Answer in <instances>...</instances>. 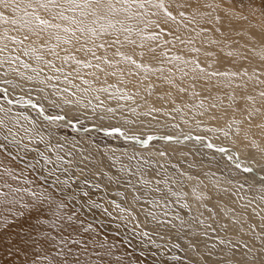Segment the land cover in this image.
I'll return each mask as SVG.
<instances>
[{
    "label": "rangeland",
    "instance_id": "obj_1",
    "mask_svg": "<svg viewBox=\"0 0 264 264\" xmlns=\"http://www.w3.org/2000/svg\"><path fill=\"white\" fill-rule=\"evenodd\" d=\"M192 2L195 4V0ZM200 11V23L178 33L190 39L191 44L183 46L174 41L167 46L165 56H161L164 46L155 53L157 59L151 63L154 67H163V73L149 74L146 80L125 77L131 83L117 85L133 95L132 100H120V104L135 108L137 113L159 109L140 116L143 125L139 122L136 126L125 125L119 112L116 118L101 120L98 116L104 114L103 110L94 114L92 107L87 106L90 99L83 98L78 107L75 102L66 104L64 101L70 98L65 93L54 95L53 89L38 81H29L23 88L17 86L15 91L9 89V96L15 99L14 96L28 95L36 104L46 107L45 114L52 116L63 111L80 127L91 123L119 126L142 139L152 133L203 129V134L216 136L222 142L233 141L253 149L251 157L255 164L262 165L260 171L264 174V159L260 156L264 149L259 148L264 146V98L260 97V92L264 91V83H261L264 81V43L260 39L264 33V15L259 7L250 6L248 0H200ZM201 26L206 31L201 32ZM165 38L171 39L167 35ZM192 48H199V52ZM123 51L131 53L132 48L125 47ZM172 56L197 60L209 75L201 74L202 78L194 79L195 73L189 71L187 76H182L174 67L179 62H168ZM54 63L60 65L61 62L54 60ZM169 68H172L171 73ZM68 70L65 66V71ZM81 71L85 74L91 70ZM213 72L236 75H210ZM99 75L100 81L91 87L117 82L116 78L108 77L105 83L104 75ZM85 78L91 79L86 75ZM4 79L19 81L12 73L0 74V81ZM58 87L67 86L61 80ZM105 102L113 108L117 104V101ZM0 103L10 107L13 115L22 113L27 117L20 123L31 132L24 136L21 131L22 144L37 150L24 154L9 145L0 148V153L28 169L34 179L54 190L82 219L115 237L145 264H243L241 252L246 249L242 245L254 244L259 249L264 242L261 240L264 237V187L248 182L233 164L212 151L157 140L145 147H136L99 133L75 134L57 124H48L41 116L44 120L38 119L37 113L26 108L7 105L3 99ZM124 115L137 119L127 111ZM195 125L197 127L193 128ZM230 133L235 134L233 139L226 138ZM2 136L0 132V141ZM38 152L53 161L57 156L64 157L59 167L67 171H58L57 175L68 184L54 183L55 177L48 171L53 165L45 166ZM145 160L149 163H143ZM28 164L34 167L28 168ZM137 168L140 171H136ZM91 204L99 207L91 208ZM0 223L1 229H8L1 216ZM7 235L0 230V256L5 264H28L20 256H25L26 244L21 240L11 244V236ZM233 245L237 246L235 256L230 250Z\"/></svg>",
    "mask_w": 264,
    "mask_h": 264
},
{
    "label": "snow or ice",
    "instance_id": "obj_2",
    "mask_svg": "<svg viewBox=\"0 0 264 264\" xmlns=\"http://www.w3.org/2000/svg\"><path fill=\"white\" fill-rule=\"evenodd\" d=\"M248 2L250 6L259 7L261 14L264 15V0H258V2L257 0H248ZM209 7L211 6L209 5ZM0 8L3 9L0 10V74L12 73L19 77L17 82L10 79L0 81L6 86L0 89V93L9 94V89L15 91L17 86L23 88L24 84L29 81L45 84L54 90V95L71 93L72 96H76L77 92L103 94L114 89V92L109 93L107 99L117 101L115 108L107 106L99 96L94 97L97 101L95 105H92V101L89 100L87 106L92 107L94 114H97L98 110H103L104 114L98 116L101 120L116 118L119 112V118L125 125L130 126H136L138 122L143 125V121L139 117L150 115L151 112H158L159 109L152 108L149 112L137 113L135 108L120 104V100H132L133 95L117 85L131 83V80H126L125 77H142L146 80L149 74L163 73V67H154L151 63L157 59L155 55L157 50L164 46L165 51L161 52V56H165L168 51L167 46L173 44L174 41L183 46L191 44L190 39H184L178 33L182 30L187 31L190 25L199 24L200 19L198 18H202L200 0H195V4L192 0H183V2H178V0H0ZM192 31L195 32V28H192ZM200 31L204 32L206 28L201 26ZM196 34L199 35V33ZM165 35L170 36L171 39H166ZM260 39L264 43V33L261 34ZM125 47H131L132 52L123 51ZM58 49L59 51H57ZM192 51L199 52V48H192ZM49 56L52 59H48ZM149 57L151 59H148ZM54 60H59L60 65L57 66ZM172 60L179 62L174 67L182 76H187L189 71L195 73L194 79L202 78L201 74L209 75L197 60L189 61L180 56H172L168 62L171 63ZM189 65L192 67L189 68ZM65 66H68L67 72ZM82 69L91 71L82 74ZM49 72L52 74L48 75ZM168 72L171 73L172 68H169ZM100 73L104 75L105 83H107L108 77H113L116 78V84H107V86L98 88L91 87L94 82L100 81ZM85 75L91 79H86ZM210 75L231 77L236 73L213 72ZM244 75L247 73L245 72ZM53 80L57 83H48ZM61 80L70 87L60 89L58 84ZM73 80H79L89 87L81 88L78 84L73 83ZM169 82L171 83V81ZM180 91H184V89H180ZM260 97L264 98V91L260 92ZM0 99H5L7 105L20 102L3 95H0ZM24 103L30 105L32 100H25ZM64 103L72 104L73 101L66 99ZM79 103L80 101L76 100V104ZM211 107H215V105H211ZM125 111L137 119H129L124 115ZM173 111H179V109H173ZM0 114H2L0 115V132L3 133L0 148L10 145L24 154L36 152L35 148H29L26 144H22L24 137L20 136L21 131L24 136L31 132V129L20 123L21 119L26 120L27 117H24L22 113L13 115L12 109L2 103H0ZM47 119L55 122L67 121L68 118L66 115H52ZM74 119L78 118L74 117ZM92 127L95 128L96 125L94 124ZM173 127H178V125H173ZM14 128L15 131H13ZM89 130V128H83L85 133H88ZM103 131L106 136L119 133L126 139H137L135 136L129 137L121 127H108ZM148 138L153 139L151 136ZM162 138L174 139L170 135H165ZM185 139L188 137L186 136ZM197 139L200 138L197 137ZM42 141L43 137H41ZM140 142L144 144L147 141L141 140ZM208 147H212V145L209 144ZM218 151L224 153L226 149L219 148ZM37 154L44 161L45 166L53 165L48 171L50 176L55 177L54 183L68 184L67 180L61 181L57 175L58 171H67L66 168L59 167L60 162L64 161V157L57 156L53 161L42 152ZM9 155H11L10 152ZM160 155L163 156L164 153L160 152ZM134 158L130 157L129 159ZM39 163L40 161L37 160L36 164ZM67 163L70 164L71 161ZM143 163L147 164L149 161L145 160ZM27 167L32 168L34 165L28 164ZM136 171H140V169L137 168ZM244 171L250 173L253 169L245 167ZM21 180L24 184L29 183L22 173L18 177L8 164L0 161V205L20 203L25 193H30L32 198L41 204L50 199L47 193L37 196L35 192H30L26 187L13 186V183ZM159 183L160 181H157V184ZM261 183L264 184V179L261 180ZM156 191L159 189L157 188ZM33 207L35 208L37 205H33ZM90 207L99 206L91 204ZM2 226L0 224V227ZM85 231L87 232L88 229ZM261 240L264 241V237H261ZM92 241L95 243L94 237ZM75 243L80 244L81 241L77 240ZM221 243L224 242L221 241ZM236 247L233 245L230 249L233 256H235ZM242 247L246 249L241 252V256L244 258L243 264H264V242L259 249L254 244L249 246L247 243ZM84 252H87V248L84 249ZM0 264H5L2 256H0Z\"/></svg>",
    "mask_w": 264,
    "mask_h": 264
},
{
    "label": "bare ground",
    "instance_id": "obj_3",
    "mask_svg": "<svg viewBox=\"0 0 264 264\" xmlns=\"http://www.w3.org/2000/svg\"><path fill=\"white\" fill-rule=\"evenodd\" d=\"M56 65L59 66L58 64ZM50 83H52V81ZM73 83L78 84L81 88L87 87V85L83 84L81 81H75ZM110 84H114V82H110ZM65 86L70 87L68 85ZM4 87L6 86L0 83V88L3 89ZM112 92H114V89L109 90V93ZM109 93L82 94L77 92L76 96H72L71 93H65V95L75 103L76 100H79L80 103L77 104L78 107L81 105L83 98H88L92 102H97L94 99L95 96H99L101 100H107L109 103L114 102L115 100L107 99ZM1 94L12 99L9 94ZM116 94L119 95V93ZM14 98L15 99L13 100H19L20 102L14 103L13 105H18L20 108H26L35 114L37 113L36 115L38 119H45L44 121L48 124H57L62 128L69 129L75 134L85 133L78 132L79 130L77 129H83L86 127H89V133L91 134H101L99 130L103 131L104 128H108L106 126H99L95 124L96 130H93V123L80 127L73 119H69V116L63 111L59 114L52 115H66L68 118L67 121H69L71 124H69L67 121H55L57 123L51 122L47 119V117L51 115L44 113V111L46 112V107L41 104H36V102L33 100L34 98L28 95L18 96L17 98L14 96ZM28 99L32 100L33 105L39 106L40 111L29 104H25L24 101ZM3 100L6 101L5 99ZM40 116L44 119H42ZM72 125H74V127ZM196 127L197 125H195L193 128ZM123 131L127 133L129 137L135 136L137 139H126L124 136H121L117 133H113L107 137H111L112 139L121 142L124 141L128 145L145 147L150 141L153 142L154 140H150L147 143L140 145L135 143H139L141 140H145L149 136L162 138L165 135H170L177 140L169 142L162 140L157 141L165 144H189L190 147L199 146L205 150H210L215 155L220 156L230 164H233V166H235V168L243 175L242 177L248 182H255L256 184L262 185L264 187V184L261 183V180L264 179V174H262L260 171V167L262 165L260 164V166L254 163L255 160L253 161L251 157V153L254 152V150L250 149V147H242L233 141L222 142L216 136L203 134V129L192 131L190 128H185L178 133H152L146 135L143 139L139 138L133 133L126 132L124 129ZM234 135L230 133L226 136V138L233 139ZM186 136L188 139H185ZM197 137L200 139H197ZM244 143H246V141H244ZM209 144H211L212 147H208ZM219 148H224L226 151L221 153L218 151ZM259 148L264 149V146L261 145ZM261 152L262 153L260 156L264 159V151L262 150ZM5 158L7 157L0 153V161H4L6 164H8V166L13 169L15 175L19 177L22 173L23 177L29 181L27 184H24L22 180L17 181L13 183L14 187H26L30 190V192H35L37 196L47 193V195L50 197L49 200L41 204L34 200L30 193H25L20 203L12 205H0V216L5 218L6 224L11 227H8V229L0 228V230L5 231L8 234L7 236H11L9 239L11 244L20 240L26 244V248L23 249L25 251V256L21 255L20 253L19 254L20 256L24 257L23 259L26 260L28 264H77V261H79V264H145V262L141 261L140 256L133 253L125 245L118 242L115 237L102 232L95 224L86 222L84 219H82L75 211L72 210L66 200L59 198L54 190L44 186L37 179H34L35 177L32 176V173L28 169L15 163L10 158ZM245 167H251L253 171L250 173L245 172ZM25 205H27V207H25ZM33 205H37V207L34 208ZM61 205L63 206L61 207ZM69 217H71V219H69ZM85 229H88V231L86 232ZM93 237L95 238V243L92 241ZM77 240H80L81 243L76 244L75 241ZM110 245L113 247H110ZM85 248H87L86 253L84 252ZM31 258L33 260L29 261Z\"/></svg>",
    "mask_w": 264,
    "mask_h": 264
},
{
    "label": "water",
    "instance_id": "obj_4",
    "mask_svg": "<svg viewBox=\"0 0 264 264\" xmlns=\"http://www.w3.org/2000/svg\"><path fill=\"white\" fill-rule=\"evenodd\" d=\"M1 89V88H0ZM4 94V93H3ZM30 106H33V107H35V108H37V110H39L40 111V108H39V106H37V105H33V104H30ZM69 124H71L69 121H67ZM73 127H74V125H72ZM86 128H89V127H86ZM93 130H96L95 128H92ZM77 130H79L78 132H84L83 131V129H77ZM99 132H101V134H103V135H105V133H104V131H100L99 130ZM117 134H119V133H117ZM191 138V137H190ZM150 140H162V141H167V142H169V141H173V140H177V139H172V140H166V139H163V138H160V137H153V139H149V138H147V139H145V141H150ZM146 142V143H147ZM134 143V142H133ZM135 144H138V145H140V144H142L141 142H137V143H135Z\"/></svg>",
    "mask_w": 264,
    "mask_h": 264
}]
</instances>
